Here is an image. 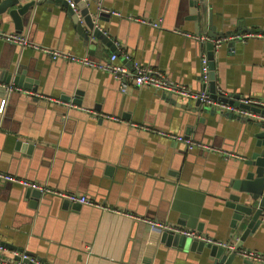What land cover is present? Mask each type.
I'll return each instance as SVG.
<instances>
[{
  "label": "crops",
  "instance_id": "0c3cea01",
  "mask_svg": "<svg viewBox=\"0 0 264 264\" xmlns=\"http://www.w3.org/2000/svg\"><path fill=\"white\" fill-rule=\"evenodd\" d=\"M99 6L108 11H101L107 20L100 22V28L116 48L115 52L105 49L100 58L87 55L67 10L51 0L19 15L20 31L5 13L0 30L93 61L117 54L116 62L124 63L127 55L191 91L204 89L201 58L208 60V52L205 42L183 33L211 39L238 32L264 34V0H207L216 35H210L201 20L189 19L188 0H88L85 5L90 12ZM75 7L70 8L80 16ZM9 65L24 71L20 87L69 101L77 108L7 94L0 87L5 93L0 97V171L85 196L92 204L72 209L55 198H42L32 210L23 198L24 188L1 184L0 243L5 244V248L0 245L1 258L25 253L37 264H211L208 249L191 252L166 247L159 242V232L126 215L178 225V212L172 209L176 187L202 196L198 222L203 224V234L235 245L240 240L241 248L264 254V221L242 240L243 231L232 234V211L226 206L229 196L238 193L231 188L238 178L234 170L258 150V128L250 124L256 120L246 122L202 105L194 108L195 101L145 87L130 85L122 92L106 72L51 60L41 52L0 41V82L11 70L6 69ZM208 65L217 92L234 101L264 100V39L222 43ZM132 123L191 137L244 160L187 151L179 143L131 127ZM30 142L34 144L30 151L22 148ZM220 262L221 258L212 264ZM230 264L257 263L235 256Z\"/></svg>",
  "mask_w": 264,
  "mask_h": 264
},
{
  "label": "water",
  "instance_id": "95a60500",
  "mask_svg": "<svg viewBox=\"0 0 264 264\" xmlns=\"http://www.w3.org/2000/svg\"><path fill=\"white\" fill-rule=\"evenodd\" d=\"M42 1L45 0H2L0 2V21L1 16L7 13L8 16L17 25L18 31H20L21 24L19 23L18 16H24L28 14L29 11H32L34 9V6ZM51 1L61 4L67 10L68 16L71 19L72 26L74 27L77 35L82 41L83 47L86 49V53L88 56H95L97 58H100L105 49H109L110 51L115 52L116 48L115 46H113V42L110 36L105 32V30L100 28V22L107 20L103 13H100L98 11L90 12L88 8L85 7V2L81 0H71L77 5V8L80 10L79 16V14L75 13L69 7V4L66 0ZM206 2L207 0H188V11L190 15L189 19L198 22L201 20V26L207 27L208 33L210 35L212 33L216 35V28L211 24L212 15L206 10ZM203 45L207 49L208 60L212 61L213 53L215 50L213 43L205 42ZM95 61L102 62L104 60ZM6 69L10 70L11 66L9 65ZM3 76L4 77L2 78V82L6 84H14L16 86H22L23 81L25 80L24 71L20 66H13V68ZM208 93L212 98H217L223 101H228L229 103H234V98L231 99L229 96H221L219 95V91H216V84L212 71L209 72L208 76ZM4 95V90H0V97H3ZM67 99L68 98H66V100ZM74 101L79 103L76 96L74 98ZM2 102L3 100L1 101V103ZM1 103L0 113L2 106ZM199 105V102L196 101L194 108H197ZM245 108L250 109L254 112L264 114V111H261L256 107L245 106ZM241 119L244 121L246 120V122H251L246 118ZM250 124H253L255 128H258V132L255 135L258 139L256 144L258 150L248 160L242 161V163L234 170L235 175H237L238 178L233 180L231 188L238 193L231 194L228 198V201L226 202V206L232 211V234H235L239 230L243 231L241 235L242 240L246 235H252L259 228L264 215V122H251ZM25 146L28 148V151H30L34 144L31 142L22 144V148ZM22 190L23 198L27 201L28 207L32 210H36L38 208L39 204L42 203V198H55L63 202L64 207L71 206L72 209H76L79 206V204L69 203L68 201L62 200L58 197L50 195L42 196L41 193L36 190L27 188ZM198 195L199 194L194 191L182 187H176L174 193L175 201L173 202L172 209L178 212V225L189 229H195L201 232L203 230V224L201 222H198V218L200 215V204L202 196ZM153 230L160 233L159 242L166 247H173L176 250L187 249L191 252H202L203 249H208V259L212 263L215 262V259L221 258L220 264H230L236 256L235 253L228 254L225 249L216 245L196 240H190L179 234L165 232L159 229ZM239 241L236 244V248H241V244ZM0 245L5 248L4 243H0ZM6 247L9 249H14L12 248L14 246L11 245ZM9 259L17 261L18 257L12 255V257ZM27 264L31 263L27 261Z\"/></svg>",
  "mask_w": 264,
  "mask_h": 264
},
{
  "label": "built area",
  "instance_id": "2783aa9c",
  "mask_svg": "<svg viewBox=\"0 0 264 264\" xmlns=\"http://www.w3.org/2000/svg\"><path fill=\"white\" fill-rule=\"evenodd\" d=\"M81 1L87 3L88 0H81ZM68 2L71 8L73 9L76 8L75 7L76 4L74 2H72L71 0H68ZM98 9H99L98 12L101 11L108 12L107 10H104L100 6L98 7ZM109 13H111L113 16L121 17V15L117 12L109 11ZM135 21H138L141 24H146L154 27H157L159 25V22H150L144 19H135ZM183 34L184 36L194 39L197 42H201V43L211 42L213 43L215 48L220 47V45L225 42H232V41L244 42L247 39H251V38L264 39V34H258L256 32H244V33L238 32V33L228 34L217 39H213V38L211 39L207 36H202L201 34L198 33L197 34L183 33ZM0 41L18 46L21 49H30L37 52H41L45 56H48L51 60H60L67 62L70 61L84 67H89L92 69L106 72L110 74L115 80L118 81L122 92H125L130 85H133L138 88L145 87L164 95L175 96L186 102L198 101L199 104L202 105L203 107L209 108L210 110H214L221 114L224 113V114L234 115L238 118L256 120V122H264L263 113L254 112L250 109L245 108V106H252L259 108L261 111H264V100L257 98H243V99L235 100L234 103H229L228 101L212 98L209 95L206 89L208 84L209 65H208V60L205 56H202L201 58V77H200L201 84H203L204 89L201 91H191L184 85L172 81L170 78L165 76L159 70L142 66L137 61H130L127 55H124L125 58L124 63L116 62L117 54H111L108 60L106 61L97 62L89 59L88 57H78L69 52H63L48 48L46 46L30 41L28 38H26L23 35L9 33L2 30H0ZM127 63L130 64V66H128ZM0 87H2L7 92V94L18 93L21 95H25L26 97L29 98H35V99L44 100L46 102L59 104L61 106L67 107L68 109L77 108L76 105L72 104L69 101H63L60 98L58 99V98L47 97L42 94H38L33 90L31 91L23 87L16 86L14 84H6L0 82ZM219 95L226 97L223 92H219ZM88 112L95 116L104 117L102 114L98 115V113L93 111H88ZM105 118L118 120L117 118H113V117H105ZM130 126L133 128H137L161 136L173 142L179 143L183 145L187 151L197 150L205 153H215L220 155L224 159H235L240 161L244 160L242 156L234 152L219 147H215L211 144L194 140L191 137L172 134L169 132H165L163 130H158L157 128H153L151 126H144V125L140 126L134 123L130 124ZM1 184H13L24 189L27 188V189L36 190L39 191L41 195L56 196L62 200H66L69 203H73V204H81V205L92 204L85 196L69 193L66 191H61L52 188L47 184L28 181L26 179L19 178L9 173L0 171V185ZM101 207L103 210H108V208H104L103 206ZM126 215L129 216L130 218L135 219L137 222H142L148 225L151 229H159L161 231L179 234L190 240H196V241H201L204 243L216 245L225 249L228 254L235 253L236 256L246 261L257 264H264V254L258 251L244 249V248H236V245L233 243L215 240L213 238L206 236L202 232H199L194 229H189L180 225L155 222L154 220H150L147 218H141L129 214ZM262 219L264 221V215ZM2 250L3 248L0 246V251ZM15 256L18 257L17 261L12 259L0 258V264H27V261H29L31 264H37V261H35L33 258H31L29 255L25 253H16Z\"/></svg>",
  "mask_w": 264,
  "mask_h": 264
}]
</instances>
